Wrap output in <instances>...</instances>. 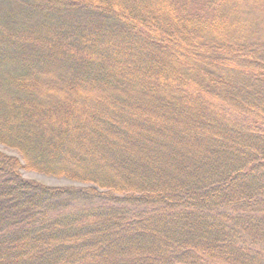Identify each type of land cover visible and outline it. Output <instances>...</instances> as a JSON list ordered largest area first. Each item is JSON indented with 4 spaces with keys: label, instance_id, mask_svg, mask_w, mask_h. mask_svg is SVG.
<instances>
[{
    "label": "trees",
    "instance_id": "trees-1",
    "mask_svg": "<svg viewBox=\"0 0 264 264\" xmlns=\"http://www.w3.org/2000/svg\"><path fill=\"white\" fill-rule=\"evenodd\" d=\"M0 264H264V0H0Z\"/></svg>",
    "mask_w": 264,
    "mask_h": 264
},
{
    "label": "rangeland",
    "instance_id": "rangeland-1",
    "mask_svg": "<svg viewBox=\"0 0 264 264\" xmlns=\"http://www.w3.org/2000/svg\"><path fill=\"white\" fill-rule=\"evenodd\" d=\"M0 153L5 154L6 156L7 155L13 156L20 161L22 165L20 168V174L24 179L29 178V180H33L35 182H38V183H41L47 186H54V187L82 185L80 184V182L73 181L65 177H56V176H52V175L41 173V172L38 173V171L24 167V162L22 158L20 157L19 152L1 143H0Z\"/></svg>",
    "mask_w": 264,
    "mask_h": 264
}]
</instances>
